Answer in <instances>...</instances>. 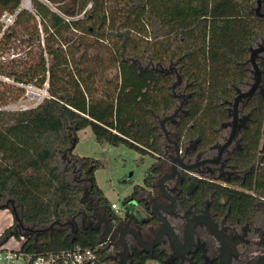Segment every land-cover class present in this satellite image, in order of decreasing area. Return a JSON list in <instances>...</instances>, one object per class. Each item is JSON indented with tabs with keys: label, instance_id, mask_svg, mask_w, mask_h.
<instances>
[{
	"label": "trees",
	"instance_id": "1",
	"mask_svg": "<svg viewBox=\"0 0 264 264\" xmlns=\"http://www.w3.org/2000/svg\"><path fill=\"white\" fill-rule=\"evenodd\" d=\"M21 1L0 0V15L14 12ZM47 1L58 11L33 1L43 47L33 57L29 47L20 60L0 64V75L18 84L42 88L48 80L49 97L38 107L0 113V202L7 199L22 225L33 229L86 210L82 188L61 173V162L77 177L81 170L92 194L113 211L96 183L100 161L73 155L81 131L90 128L102 147L125 145L155 158L165 143L161 121L183 105L177 125L167 126L177 130L180 145L197 141L207 150L220 142L238 92L253 83L251 49L264 42L257 0ZM18 30L38 33L35 17L22 11L2 40ZM258 61L264 78V55ZM23 93L8 86L0 101H18ZM240 110L249 119L238 134L240 149L227 157L239 176L223 184L202 182L201 188L205 197L213 196L215 212L244 224L258 219L264 206V85ZM156 174L150 168L145 181ZM13 227L28 250L99 243L94 231L73 235L54 226L35 234L13 225L8 232ZM165 258L133 249L130 264H166Z\"/></svg>",
	"mask_w": 264,
	"mask_h": 264
},
{
	"label": "flooded vegetation",
	"instance_id": "2",
	"mask_svg": "<svg viewBox=\"0 0 264 264\" xmlns=\"http://www.w3.org/2000/svg\"><path fill=\"white\" fill-rule=\"evenodd\" d=\"M179 107L176 109L178 114ZM178 114L173 119L172 115L161 121L164 149L161 154H157L150 167L157 174L150 183L144 179L141 189L130 195L138 203L132 211L125 210L115 222V212L101 198L92 194L87 180V185L82 188L87 215L79 214L74 226L59 223L55 227L67 229L73 235L91 231L100 235L101 232H107L113 223L116 224V232L109 234L117 254L115 264H121L125 253L122 239L130 250L126 264L132 263L133 249L152 255L164 253L166 264H218L224 247L207 225L206 220L211 218L228 243L230 264H261L264 258V222L259 225L255 217L252 221L241 224L230 220L228 214L215 212L212 209L213 196L210 194L205 197L201 188L202 182L223 184L239 176L236 167L230 165L227 159L233 151L240 149L238 136L221 158V148L232 132L230 122L224 125L226 132L222 140L207 150L200 149L197 141L180 145L177 130L170 132L167 129L171 124L177 125ZM177 157L180 163H172ZM208 160L215 163L207 162ZM162 220L171 226L180 244L175 246L172 243L171 232ZM190 222L193 223L191 244L187 238Z\"/></svg>",
	"mask_w": 264,
	"mask_h": 264
},
{
	"label": "rangeland",
	"instance_id": "3",
	"mask_svg": "<svg viewBox=\"0 0 264 264\" xmlns=\"http://www.w3.org/2000/svg\"><path fill=\"white\" fill-rule=\"evenodd\" d=\"M45 5L50 10H54L56 12L58 11L57 5L54 3H45ZM262 11L264 12V8ZM36 27L38 29V33L31 32V30L24 32L22 30H18L20 33L15 38L9 40L8 42L2 40L0 44V55H3L8 61H10L14 55H17L15 60H20V56L24 54V52H26L29 47H31V56L33 57L34 54L37 53L39 46L43 47L42 39L44 37V32L39 19H36ZM262 44H264V42H262ZM8 86L13 85L4 81H0V93L7 91ZM178 92L182 93V89H178ZM30 104V100L25 98L23 95L18 101L13 100L12 97L6 98L4 103L0 101V106L6 105L10 107H21L25 105L28 106ZM170 132H173V130ZM77 138L78 141L75 145L76 147L74 149V155L85 158L90 157L100 161V167L95 172L96 183H98V186L102 190L106 200H109L110 203H116L120 206L122 212L121 215H123L124 212L122 209L124 210L125 208L126 200H129V197L135 190L136 186L141 187L144 185V178L150 167L155 162L154 158L150 155L143 156L142 154L137 153L135 150L128 148L125 145L119 147L105 145L102 147L95 140L93 132H91L90 128L78 133ZM61 173H66V178L80 188H83L87 185L85 179L82 178L83 176L77 177V175L71 172L70 167L67 168L63 162H61ZM79 179H81V181ZM6 201L7 199L0 202V204L11 207L13 206L14 209V205H10L9 203L7 204ZM263 207L261 214L257 219V223L259 225L264 222ZM13 215L14 212L11 208L4 209L0 207V241H3L0 243V250H19L22 248L25 242V238L23 236L16 235V233L12 232L14 227L8 232L9 228L7 229L6 226L9 222L12 223V226L16 225V221L14 222V220H16L14 219L15 215ZM25 227L30 226L25 225L23 228ZM23 228H20L22 229L23 233L30 232L27 230L24 231Z\"/></svg>",
	"mask_w": 264,
	"mask_h": 264
},
{
	"label": "built area",
	"instance_id": "4",
	"mask_svg": "<svg viewBox=\"0 0 264 264\" xmlns=\"http://www.w3.org/2000/svg\"><path fill=\"white\" fill-rule=\"evenodd\" d=\"M34 0H22L20 5L14 12H3L0 15V44L2 42L3 35L9 32L15 25L18 15L22 11H27L32 14L35 19H39L36 16V10L33 8ZM43 5L49 2L47 0H38ZM45 2V3H44ZM46 6V5H45ZM90 3L84 13L91 9ZM84 15V14H83ZM1 46V45H0ZM17 55H14L10 61L15 60ZM10 61L6 60L3 55H0V64H7ZM0 81L22 88L24 90L23 96L28 98L31 102L28 106L10 107L0 106V113L4 112H23L38 107L44 99L48 98V80L44 83L42 88H36L31 83H16L13 79L0 75ZM112 210L115 213H119L121 208L118 204H112ZM117 254L115 251V245L112 241L111 235H108L104 241L91 248H84L83 246L76 245L72 248H63L59 250L40 251L39 249L28 250L20 248L15 249H2L0 250V264H115Z\"/></svg>",
	"mask_w": 264,
	"mask_h": 264
},
{
	"label": "water",
	"instance_id": "5",
	"mask_svg": "<svg viewBox=\"0 0 264 264\" xmlns=\"http://www.w3.org/2000/svg\"><path fill=\"white\" fill-rule=\"evenodd\" d=\"M263 2H264V0H257V6H256V9H255L257 15L260 18H264V12L262 11L263 10V7H262V3ZM262 55H264V44H258V45H256V47L251 49L249 63L252 66V74L254 76L253 77V83L251 85H249V89L248 90L238 92V95L235 98L234 103L231 106L230 111H231L232 120H231L229 125L232 128V132L230 134V137L226 140L225 144L222 146L221 151L219 153V158H221V156L223 155L225 150L228 149L231 146V144L234 142V140L238 136L239 130H241V127L243 126V124H245V122L249 119V116H244L242 118L241 110H240L241 104L244 103L245 101L249 100L250 98H252L256 94L257 91H260L261 93L263 92L264 78H263L262 70L260 68L259 61H258L259 57L262 56ZM178 78L180 79L179 80V84H182L181 78L180 77H178ZM174 87H175V85H174ZM182 107H183V105L179 107L180 111L182 110ZM177 114H178V112L175 111V114H173V116L171 118L173 119V117H175ZM207 162H210V163H213V164L215 163L214 161H211V160H208ZM172 163H180V159L177 157V158H175L172 161ZM84 199H85V197L83 196L82 200H83L84 203H86ZM11 203L13 204V202H11ZM137 204L138 203H137L136 199H134L132 197H129V200H126L125 208H124V210L122 209V211L123 212L125 210L132 211ZM7 206L8 205H6V207ZM13 212H14L15 219H16V222H17L16 225H15V228L17 226L23 228L24 226L22 225V222H21L20 218L18 217L17 214H15L14 210H13ZM81 213L84 214V215H87L86 212L79 211L77 214H75V216H73L72 218H70L69 220L64 221V222H60L58 220H55L52 223H50L48 226L42 227V229H33L32 227H25L23 229H24V231L27 230V231L33 232L35 234H38V233L47 232V231L51 230L56 224H59V223L61 225H63V226H66L68 224L71 225V226H74L73 224L75 223L76 217L79 214H81ZM121 213L122 212L120 210L119 213H115L114 214L113 220L115 222H117L120 219ZM118 214H120V215H118ZM162 222L165 223V225L167 226L169 232H171V241H172V243L175 246L177 244H180L178 236H177V234L175 232H173L171 226L165 220H162ZM206 222H207V225H208L210 231L213 232V234L219 239V241L222 243V246L224 247L223 254L219 258L218 264H230L231 252H230V249L228 247L227 241L225 240V238L222 235L221 231L217 229L216 224L213 222V220H211V218L207 219ZM193 223H195V221H193ZM193 223L190 222L188 227H187V238H188L190 244H191V233H192L191 228L193 227ZM115 226H116V224L113 223V226L108 228L107 232H101L100 235H99V241H104L106 239V237L110 233L112 234L113 232H116L117 227H115ZM72 231L75 232V230H73V229H72ZM122 245H123V248L125 250V253H124L123 257H122L121 264H126V259L128 258L130 250H129L128 244L126 243V241H124V239H122ZM261 264H264V258L262 259Z\"/></svg>",
	"mask_w": 264,
	"mask_h": 264
},
{
	"label": "crops",
	"instance_id": "6",
	"mask_svg": "<svg viewBox=\"0 0 264 264\" xmlns=\"http://www.w3.org/2000/svg\"><path fill=\"white\" fill-rule=\"evenodd\" d=\"M73 155H74V152H73ZM80 158H85V157H81V156H79ZM78 177H81V170H80V176H78ZM81 180V179H80ZM77 182H79V181H77ZM81 190V189H80ZM7 203H9V202H7ZM5 206V208L4 209H7V208H9V206H7L6 207V205H4ZM14 216V215H13ZM14 219H15V216H14ZM16 220H14V222H15ZM14 224V223H13ZM12 226V223L11 222H9L8 223V225L6 226L7 227V229L8 228H10ZM146 264H159V263H157V262H155V261H148Z\"/></svg>",
	"mask_w": 264,
	"mask_h": 264
}]
</instances>
